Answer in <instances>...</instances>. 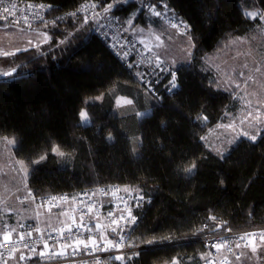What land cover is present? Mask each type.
Here are the masks:
<instances>
[{
	"label": "trees",
	"instance_id": "trees-1",
	"mask_svg": "<svg viewBox=\"0 0 264 264\" xmlns=\"http://www.w3.org/2000/svg\"><path fill=\"white\" fill-rule=\"evenodd\" d=\"M35 1L53 4L58 13L76 9L82 0ZM96 1L98 5L113 2ZM142 1L119 0L110 12L123 21L137 12V22L146 24ZM150 1L159 0L146 3ZM251 1L264 11V0H167L190 24L196 48L191 64H182L178 72V90L164 95L160 104L94 33L95 21L90 17L80 33L61 45L63 51H47L50 44H43L42 56L31 47L15 56H0V72L15 68L13 76H0V138L15 139L12 151L28 165L29 189L37 196L109 183L142 189L152 196V203L134 228L138 243L210 232L216 224L208 219L210 215L234 229L264 224V139L252 144L242 137L224 159L199 139L211 126L226 121V112L239 108L235 93L220 86L217 90L215 75L203 64L207 53L261 24L259 18L246 15ZM83 18L77 14L60 20L58 27L45 29L39 24L34 28L46 30L54 44L74 32ZM81 35L83 39L76 38ZM119 94L134 100L135 111H117ZM100 95L102 99H97ZM82 109L91 125L78 126ZM148 109L152 110L149 116L137 117V112ZM200 115L208 117L206 126L196 120ZM109 133L112 141L106 139ZM141 141L142 147H137ZM56 145L64 157L51 152ZM45 153L47 159L31 164ZM193 162L196 170L190 177L177 171L178 166ZM205 222L209 229L200 232ZM205 250L200 242L190 240L142 250L130 264L174 259L180 264H197Z\"/></svg>",
	"mask_w": 264,
	"mask_h": 264
},
{
	"label": "built area",
	"instance_id": "built-area-1",
	"mask_svg": "<svg viewBox=\"0 0 264 264\" xmlns=\"http://www.w3.org/2000/svg\"><path fill=\"white\" fill-rule=\"evenodd\" d=\"M12 4L16 5L15 11L13 15L8 17L7 21L15 23V21H19L16 23L21 26L28 27V24H31V28L36 27L41 24L39 17H43L45 21H51L57 17L66 18L70 15L69 13H77L82 16H89L92 18V13L100 12V17L96 18L94 24V33L97 34L99 38L104 40L109 48L114 52L115 56H117L122 64L131 71L138 81L140 87L144 90L143 85L140 82V78L137 73L146 74V78L148 80L153 81V90L155 95L152 93H146L148 96L152 97L157 103L163 100L164 95H173L176 90L173 89L170 93L168 91V81L171 79V76L168 73H160L159 69H156V72L153 73V68L155 67L154 60L155 55L157 54L152 48L141 43L137 38H135L129 31H127L126 26L124 25V21L120 19L121 17L118 14H114L112 12L107 13L106 15L102 12L100 7L96 9H92V4H97L96 0H82L78 7L72 11H63V12H54V5L44 1H35V0H4L3 5H0V15L3 14L2 9L5 6H11ZM45 5L44 9H40L39 5ZM155 4L156 10L160 11L163 15L160 17H156L152 15L148 9V5ZM31 5L32 7H29ZM48 5H52L53 8L48 9ZM144 7V13L152 18H157L164 24L171 27V22L184 21L189 26L191 30L190 24L187 20H185L181 15L176 13L174 9L168 4L167 0H159L155 2H147ZM167 6L166 8L164 6ZM99 6V5H98ZM27 18V21L25 20ZM29 28V27H28ZM175 29V28H174ZM179 32L183 31V28L176 29ZM151 49V51H149ZM159 55V54H158ZM162 60L166 62L168 66L170 64L159 55ZM131 65V67H129ZM157 74L159 76V82L157 83ZM177 83L179 84V74H177ZM157 97L159 100H157ZM128 189V191H125ZM138 189L130 188L127 186L120 185L118 183H109V184H101L95 187H89L86 189H82L75 192H57L46 194L42 196H37L35 193L32 194L35 196V200L31 198H27L28 196L21 197V201L24 203L32 202L35 206L43 208L45 211H61L64 209H68V221L59 226L52 227L43 224L40 220H25L19 223H13L7 228L5 227L3 230H0V241H2V235L5 231H8L10 228H16V232L12 233V239L8 242H2V247H0V264H4V261H7V264H122L121 261L110 259L114 258L117 255L124 254L126 264H130L131 261L138 256H134L131 261H127L126 257L128 253L131 252H141L142 250L148 248H154L158 246H172L177 245L185 241H197L200 242L205 247L204 256L207 259H211L214 261V264H244L243 257L240 261L235 260L233 252H245L248 250L247 248L236 249L235 243L240 242L239 236L245 232H259L264 229V224L234 229L228 223L224 224L223 227L220 228L219 234L225 237L230 238L232 241L231 247L233 252L227 251V249H220L219 251L215 248H212L209 241L213 239L214 233L212 231L206 232L200 235H195L186 239H171L170 241L160 242L155 244H147V243H138L135 240L134 234L132 232L131 239L134 241L138 247L128 248L126 247L127 241H125V245H122L119 249L113 248L111 245L107 244L108 239L118 240L119 237L116 233H113L111 229L116 227V225L111 224V220L117 218L121 214V210L124 208L125 202L132 207L133 215L139 217L137 223L133 225V228H136L142 218L144 210L150 203H144L142 207H135V201L132 199L136 195ZM141 190V189H139ZM145 192V191H144ZM147 193V192H145ZM149 194V193H148ZM51 197H57V200L51 201V203L42 201H48ZM60 197H66V199H59ZM151 199L152 196H146L145 199ZM91 208V211H89ZM109 212L113 213V216H109ZM87 213V214H85ZM81 216H83V223L87 227L92 229L91 232L87 231L86 228H78L77 224L80 221ZM73 218L76 221V224L73 223ZM218 222H226V221H218ZM99 223L101 227L96 229L95 225ZM123 224V221L120 222ZM208 223H203L201 228ZM19 225H23V227H19ZM71 226L73 228V235L67 243H71L72 247L64 248L63 244L65 241H62L59 234V229L62 227ZM39 228L40 231H35V228ZM225 228H230L231 232H226ZM208 228L204 230H208ZM28 231H32V236L29 238L26 233ZM127 232L128 229H125ZM17 232H24L25 239L24 241H19L17 236ZM64 235L67 237L68 233L65 231ZM52 238H49V237ZM89 236H92L96 239L97 244L92 245L91 241H88L89 247L85 249L83 245H77L73 243L76 239H84L87 240ZM101 236H104L105 239L101 240ZM45 241L49 244V249H44ZM13 242H15V247L18 249L16 253H13L9 256V252L11 247L13 246ZM24 243H29L30 245L36 247L37 252L40 250H44L46 252V256L44 258H40L38 255L30 253L27 248H24ZM243 244L244 242H240ZM258 243V241H257ZM73 248H78V251L75 255H72ZM101 248H107V251H102ZM95 249V250H94ZM65 252L64 256H50L51 252ZM23 252L26 256H32V259H26L24 261H19L18 257L20 253ZM227 257V260H225ZM207 259H201L197 264H207Z\"/></svg>",
	"mask_w": 264,
	"mask_h": 264
},
{
	"label": "rangeland",
	"instance_id": "rangeland-1",
	"mask_svg": "<svg viewBox=\"0 0 264 264\" xmlns=\"http://www.w3.org/2000/svg\"><path fill=\"white\" fill-rule=\"evenodd\" d=\"M146 1H142L140 6L148 22L146 24L138 23V13H131L124 20L127 31L141 43L161 55L170 66L173 60L181 62L192 59L183 51L189 48L187 37L157 18L153 19L158 20V24L151 22L152 17L144 13ZM257 9L261 10L251 1V5L246 10L248 13ZM128 21H131V24ZM4 24L0 25V48L4 50L28 47L27 42L29 39H32L34 43L37 41V31H46L24 27L10 21ZM157 35H160L163 41V45L160 47L156 46L158 44L155 39ZM203 65L206 70L213 72L216 80L220 82L219 86L222 89L234 92L237 101H239L238 110L235 113L227 112V120L211 126L205 135L208 137L206 143L211 151L215 152L211 146H223L229 149L232 144H227V141L237 136L241 128L247 130V123L240 125L239 120L244 118L249 111H252L255 115V109L259 107L261 116L264 118V21H261V24L250 33L229 38L222 44L220 49L212 54L207 53ZM244 65H247V67H244ZM256 66L261 68L260 72L255 71ZM241 72L244 73L243 76L240 75ZM237 83L240 84L239 89L235 88ZM98 97H102V95ZM118 97L131 99L123 94L118 95ZM121 105L120 107L117 104L115 106L122 113L135 111L134 100L132 105H127L121 100ZM233 120L235 121V131L217 127V125L228 124ZM242 137L240 136L239 139ZM3 138H0V230H3L6 225L9 226L25 220L39 219L43 224L49 226H56L62 220H65L62 211H45L32 202L24 203L20 200L21 197L27 196L30 190L28 184H26L28 175L25 176L19 171V165L16 163L19 159H16L13 154V144H8ZM180 263L178 262V264ZM159 264H172V262ZM248 264H264V259L252 258L251 263Z\"/></svg>",
	"mask_w": 264,
	"mask_h": 264
},
{
	"label": "snow or ice",
	"instance_id": "snow-or-ice-1",
	"mask_svg": "<svg viewBox=\"0 0 264 264\" xmlns=\"http://www.w3.org/2000/svg\"><path fill=\"white\" fill-rule=\"evenodd\" d=\"M119 2V0H113V2L111 3H101L99 5V7L101 8L102 12L106 15L107 13H109L114 7L115 4ZM4 0H0V5H3ZM29 7H32L31 5H29ZM40 9H44L45 5L41 4L38 6ZM48 9H52L53 6L52 5H48L47 6ZM98 7L97 4H92L91 8L92 9H96ZM150 13L156 17H160L161 15H163L160 11L156 10V5L155 4H151L147 6ZM165 8L167 7L166 5L164 6ZM16 5L12 4L10 7L9 6H5L2 9L3 14L0 15V20H8V17L13 15L14 11H15ZM68 15L70 16H77V13L73 12V13H69ZM101 13L100 12H93L92 13V19L95 20L96 18L100 17ZM246 15L252 19H257L259 18V20L264 21V11H261L259 9H257L256 11L253 12H248L246 13ZM41 24L43 25V28L47 29L49 26L51 27H58L59 26V21L62 20V17H57L51 21H45L43 19V17H39ZM89 16H84L83 20L79 23L78 26L75 27V31L74 32H69L67 33V35H65V37L63 39H59L57 40L54 44L52 43V37L49 35V33L47 31H37V41L34 43L32 39L28 40V47H24L23 49L17 47L14 50H4L3 48H0V56L2 57H9V56H15L18 52L20 51H24L27 52L29 50V47L31 48H35L37 49V51L40 53V55H44L45 52L42 51V45L43 44H50V48L47 51H52L56 48H61V45H66L70 42L71 38L73 36H75L76 33H80L82 29H84V27L86 25L89 24ZM25 20L27 21V18L25 17ZM15 23H19V21H15ZM129 24H131V21H128ZM28 27L31 28V24H28ZM149 27H151L149 25ZM171 27L175 28V29H180L183 28V31L180 33L181 35H185L187 37L188 40V45L189 48L188 49H184L183 51L186 53V55L189 58L193 57V51L196 48V42H195V38L191 35L189 26L184 23V21H178V22H171ZM76 38L78 39H83V35L81 36H77ZM156 41H158V44L156 45L157 47H160L163 45V41L161 40L160 35H157L155 37ZM169 39H171V37H169ZM239 39V38H238ZM191 49V50H189ZM61 51H63V49L61 48ZM149 51H151V49H149ZM187 63V64H191V59H188L186 61H181V62H177L175 60L172 61L171 66H168L166 64V62L164 60H162L160 58V56L158 54L155 55V60H154V64L155 67L153 68V73L156 72V69H159L160 73H168L171 76V79L168 81V91L171 93L173 89H178L179 88V84L177 83V74L178 72H180L181 66L182 64ZM129 67H131V65H129ZM244 67H247V65H244ZM255 71L260 72L261 68L259 66L255 67ZM15 72V68L7 70V71H3L0 72V76H4V77H11L13 76V73ZM137 75L140 78V82L144 87V90L146 93H152L153 95H155L154 90H153V81L148 80L146 78V74L143 73H137ZM241 76L244 75L243 72L240 73ZM249 79H251V77H249ZM156 82H159V76L157 74V80ZM217 85V90L219 89V81H215L214 82ZM235 88L239 89L240 88V84H235ZM97 99H102V97H97ZM121 100L124 101L125 104L127 105H132L133 104V100L131 99H126L123 97H118L116 100V104L118 107L122 106L121 105ZM157 100H159V98L157 97ZM151 109H148L145 112H137L136 115L138 118L143 119L147 116H149L151 114ZM225 116H228V113L226 112L224 114ZM79 117H80V125L78 126H85V125H91L92 121L90 120L88 113L85 109H82L79 112ZM196 120L200 122L201 126H206L207 125V121H208V117L206 115H200L198 117H196ZM240 125H244L245 123H247V130H245L244 128H241L239 134L237 136H234L231 140L227 141V144L231 145L234 144L236 142V140L239 139L240 136L245 137L247 140L251 141L252 144H256L258 139H264V137H262V133H264V118H262L261 113H260V108L257 107L255 109V115L253 114L252 111H249L247 113V115L239 120ZM218 128H224L226 130H232L235 131V121L233 120L232 122L228 123V124H220L217 125ZM211 131V130H210ZM5 141H7L8 144H16L15 139L13 138L12 140H9L8 137H4L3 138ZM106 139L108 141H112L113 137L111 135V133L108 134V136L106 137ZM199 139L201 141H208V137L207 136H201L199 137ZM206 146L207 143H206ZM137 147H142V141L137 145ZM212 150H214L216 152V154L221 158L224 159L225 158V154L229 151L228 148H224L223 146L221 147H216V146H211ZM134 153H136L137 155H139V153L136 152V149H133ZM51 152L54 155H58L60 157H64L66 154L60 150L59 145L53 146L51 148ZM47 159V153H45L44 155L39 156L37 159L31 160V164L35 165V164H39L41 161ZM19 165V171L22 172L25 176H27L29 174L28 172V165H26L24 163L23 160H18L16 162ZM196 170V164L195 162H193L191 165L185 167L183 165L178 166L177 171L179 173H183L186 177H190L194 171ZM125 191H128V189H125ZM146 196H149L148 193H145L142 189L141 190H137L136 195L134 197H132V199L135 201V207L140 208L143 206L144 203H151V199L149 197V199H145ZM27 198H31L32 200H35V196H33L31 190L28 191V196ZM57 197H51L50 200L48 201H42V204L44 202L46 203H51V201L57 200ZM59 199H66V197H60ZM89 211H91V208H89ZM87 214V213H85ZM251 215V213L249 214ZM109 216H113L112 212H109ZM139 219L138 216L133 215L132 213V207L129 206L126 202L124 204V208L121 210V214L119 217L114 218L111 220V224L112 225H116V227H113L111 229V231L113 233H116V235L119 237L118 240H113V239H108L107 240V244L111 245L113 248L115 249H119L122 245H125V241H127L126 243V247L128 248H135L138 247V245L132 241L131 239V234L132 232L135 231V229L132 227L133 225H135L137 223V220ZM209 220L216 222L215 227L212 228V232L214 233L213 239L211 241H209L210 245L212 248L217 249L218 251L220 249H227V251L229 252H233V249L231 247L232 241L230 240V238L225 237L223 235L219 234V230L221 227L224 226V224H226L227 222H217V217L210 215L208 217ZM123 221V224H121L120 222ZM73 223L76 224L75 219L73 218ZM19 227H23V225H19ZM78 228H86V226L83 223V216H81L79 223L77 224ZM96 229H99L101 227V225L99 223H97L95 225ZM209 226L207 224H205L203 226V228L199 229L200 232H203L204 229L208 228ZM7 228V225H6ZM125 229H128V231L126 232ZM87 231L91 232L92 229L90 227L86 228ZM16 228H10L8 231H5L2 235V241H0V247H2V242H8L11 241L12 239V233L16 232ZM35 231L39 232L40 229L37 227L35 228ZM59 234H60V238L62 241H65V243L63 244L64 248H70L72 247L71 243H67L68 240L71 239V237L73 235H76V233H73V228L71 226H67L62 227L61 229L58 230ZM65 231L68 233V236L66 237L64 235ZM226 232H231L230 228H225ZM197 233H194V235ZM26 235L30 238L32 236V231H28L26 233ZM17 236L19 238V241H24L25 239V233L24 232H17ZM49 238H52L51 236ZM101 240H104L105 237L101 236L100 238ZM88 241H91L92 245H96L97 247H99V245L97 244L96 239H94L92 236H89L87 238V240L84 239H76L75 241H73V243L77 244V245H83V247L85 249H87L89 247V243ZM239 241L240 242H244L243 244H241L240 242H236L235 243V248L236 249H241L243 248H247L249 250V254L247 255L248 259H251L252 257H256L257 259H264V229L260 230L258 233L257 232H245L242 235L239 236ZM258 241V243H257ZM155 240H148L147 243L148 244H153L155 243ZM49 244L45 241L44 243V249L47 250L49 249ZM24 248H27L29 250L30 253L36 254L38 255L40 258H44L46 256V252L44 250H40L39 252H37L36 247L30 245L29 243H24ZM95 250V249H94ZM102 251H107V248H101ZM18 251V249L15 247V242H13V246L10 249L9 252V256H11L13 253H16ZM78 251V248H73L72 250V255H75ZM0 255H3V253H0ZM50 256H64L66 255L65 252H51L49 254ZM140 253L139 252H131L127 254V261H131L132 258L134 256H139ZM233 255L235 257V260L240 261L242 259V257L246 256V253L243 251L240 252H233ZM202 259H207L205 256L201 257ZM26 259H32V256H26L23 252L20 253L18 260L19 261H24ZM110 259H115V260H119L122 262V264H126V260H125V255L121 254V255H117L114 258H110ZM225 260H227V257H225ZM4 264H7V261H4ZM172 264H178L177 260H173ZM207 264H214V261L211 259H207Z\"/></svg>",
	"mask_w": 264,
	"mask_h": 264
},
{
	"label": "crops",
	"instance_id": "crops-1",
	"mask_svg": "<svg viewBox=\"0 0 264 264\" xmlns=\"http://www.w3.org/2000/svg\"><path fill=\"white\" fill-rule=\"evenodd\" d=\"M256 5V4H255ZM257 6V5H256ZM261 11H262V9H261ZM245 12L247 13V10H245ZM153 20V21H152ZM152 20H151V22H155V21H158V20H156V19H153L152 18ZM159 22V21H158ZM176 30V29H175ZM177 31V30H176ZM180 33V32H179ZM119 95H122V94H119ZM125 96V95H124ZM118 97V96H117ZM127 97V96H126ZM117 99V98H116ZM116 109H117V111L118 112H120L119 110H118V108L116 107ZM121 114H125V113H122V112H120ZM62 212L61 213H63L64 215H65V220H62V221H64V222H60L59 224H57L56 226H52V227H59V226H61V225H63V224H65L67 221H68V209H64V210H61ZM58 212V211H57ZM60 212V211H59ZM39 220V219H38ZM47 225V224H46ZM49 226V225H48ZM245 253H246V256L245 257H243V263L244 264H248V263H251V260H252V258H255L256 259V257H252L251 259H248L247 258V255L249 254V250H246L245 251Z\"/></svg>",
	"mask_w": 264,
	"mask_h": 264
},
{
	"label": "water",
	"instance_id": "water-1",
	"mask_svg": "<svg viewBox=\"0 0 264 264\" xmlns=\"http://www.w3.org/2000/svg\"><path fill=\"white\" fill-rule=\"evenodd\" d=\"M0 22H2V23H8L7 20H0ZM13 74H14V73H13Z\"/></svg>",
	"mask_w": 264,
	"mask_h": 264
}]
</instances>
